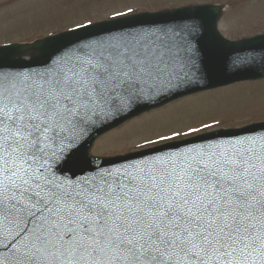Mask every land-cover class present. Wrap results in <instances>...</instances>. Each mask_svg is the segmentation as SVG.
I'll return each mask as SVG.
<instances>
[{"label": "snow or ice", "instance_id": "snow-or-ice-1", "mask_svg": "<svg viewBox=\"0 0 264 264\" xmlns=\"http://www.w3.org/2000/svg\"><path fill=\"white\" fill-rule=\"evenodd\" d=\"M198 32L184 22L104 31L60 45L40 69L0 63V264H264V131L210 139L197 134L214 117L164 125L169 134L145 136L146 151L120 164L64 168L97 128L195 90Z\"/></svg>", "mask_w": 264, "mask_h": 264}, {"label": "rangeland", "instance_id": "rangeland-1", "mask_svg": "<svg viewBox=\"0 0 264 264\" xmlns=\"http://www.w3.org/2000/svg\"><path fill=\"white\" fill-rule=\"evenodd\" d=\"M190 3L223 5L219 29L231 40L264 33V0H0V45L32 42L62 32L73 20H104L127 6L141 12ZM222 75L228 73L216 76ZM207 82L204 84H210ZM213 117L219 125L198 134L264 121V79L198 92L145 112L102 135L91 152L98 156L126 154L142 149L138 146L145 136L154 139L157 133L169 134L171 127L164 125L186 131L185 124L198 127L201 121L211 123ZM120 132L121 137L114 139Z\"/></svg>", "mask_w": 264, "mask_h": 264}, {"label": "water", "instance_id": "water-1", "mask_svg": "<svg viewBox=\"0 0 264 264\" xmlns=\"http://www.w3.org/2000/svg\"><path fill=\"white\" fill-rule=\"evenodd\" d=\"M190 9L187 12L178 10H168L154 14H140L127 19H121L112 22L99 23L95 31L89 29H80L76 33L69 34L67 32L59 35L65 38L57 43H49L40 45L38 49H32V45H9L0 47V63H3L6 67L12 66L17 70H36L40 69L46 63L48 57L52 55L56 48L60 45H69L76 42L78 39H90L94 36L103 34L104 31H120L125 29H135L141 27H153L161 26L173 23H196L199 25V32L193 40V45L196 48L199 55V62L201 65L200 81L191 84L189 87L195 89L194 91H185L183 95L189 94L201 89L212 88L215 86H222L230 84L236 81L245 79H256L264 77V35L257 36L251 39L232 42L225 39L218 30L217 21L221 11V7L213 5L186 7ZM183 9V8H182ZM52 37L44 39L50 41ZM41 41V40H40ZM39 41H37L38 43ZM249 49H255V51L249 53L250 56L246 57L248 62L242 66L236 67L233 65L235 55L246 52ZM29 51H35L36 54L31 60H24L16 58L18 55H24ZM237 70V71H236ZM236 71V72H233ZM228 73V76L217 77L216 75ZM208 76H212L218 82L210 83V85L204 84V79ZM222 78V79H220ZM220 81V82H219ZM180 95V96H183ZM179 97V96H177ZM176 97V98H177ZM163 100L162 103L158 101L143 102L133 110L132 114L127 115L125 119H122L119 123L127 120L145 110L154 108L150 107V104L158 103V106L169 102L172 99H166L164 97L159 98ZM157 107V106H156ZM119 123H114L117 125ZM112 127V126H111ZM110 127L102 126L97 128L92 135L86 140L78 151L73 152L64 164V168L69 172H75L81 174L82 169H87L86 162H91L92 157L89 156V148L91 147L94 139L97 135ZM243 131H264V122L251 124L242 128L234 129H222L216 133L203 135L208 136L210 139L227 138L230 135L244 134ZM215 135H221L215 137ZM179 142L175 143L178 144ZM131 156V154H129ZM122 157L113 159H105L107 162H113L114 164H120L123 161Z\"/></svg>", "mask_w": 264, "mask_h": 264}, {"label": "bare ground", "instance_id": "bare-ground-1", "mask_svg": "<svg viewBox=\"0 0 264 264\" xmlns=\"http://www.w3.org/2000/svg\"><path fill=\"white\" fill-rule=\"evenodd\" d=\"M122 132H123V131H122ZM122 132H120L117 136H116V135H113L112 137L116 136L114 139H118V138L121 137L120 135H121ZM117 137H118V138H117Z\"/></svg>", "mask_w": 264, "mask_h": 264}]
</instances>
